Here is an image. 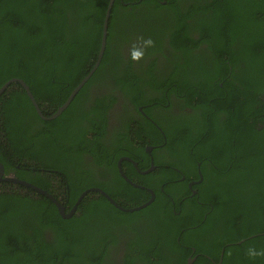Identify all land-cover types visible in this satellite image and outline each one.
I'll return each instance as SVG.
<instances>
[{
  "label": "trees",
  "instance_id": "trees-1",
  "mask_svg": "<svg viewBox=\"0 0 264 264\" xmlns=\"http://www.w3.org/2000/svg\"><path fill=\"white\" fill-rule=\"evenodd\" d=\"M108 2L0 0V88L23 81L48 118L95 67ZM163 51L169 68L157 77ZM131 57L149 59L147 68L132 73ZM99 83H108L102 87L110 96L93 92ZM117 89L129 101L152 90L159 99L146 101L148 111L166 102L165 92L192 110L191 139L181 123L164 129V147L154 153L163 179H139L155 200L129 213L89 192L62 219L46 197L0 184V264H106L109 250L124 252L122 264L194 257L193 264H264V0H114L98 67L58 117L42 119L19 83L0 96L4 171L50 194L55 181L66 213L93 187L122 208L146 203L150 195L125 183L116 167L123 155L145 156L125 137L127 122L104 140ZM138 127L161 144L150 124ZM197 162L203 180L191 197L187 182L198 179ZM122 168L126 176L133 171L127 162Z\"/></svg>",
  "mask_w": 264,
  "mask_h": 264
},
{
  "label": "flooded vegetation",
  "instance_id": "flooded-vegetation-1",
  "mask_svg": "<svg viewBox=\"0 0 264 264\" xmlns=\"http://www.w3.org/2000/svg\"><path fill=\"white\" fill-rule=\"evenodd\" d=\"M163 54L166 55V51H163L161 54H158L156 59H155V62H156L155 69H156L157 77L159 76V72L163 68L162 66L169 68L167 65H164V63H163ZM130 59H131L132 65H130V66L127 65L126 67H129V69L132 73L140 74L139 70L140 69H146L148 66V63H149V59H147V58H140L139 60H136V57H131ZM102 85H108V83L97 84V86L94 87L93 92L99 93L98 95L102 96V94L105 93V89H104V87H102ZM219 86H221V84H219ZM170 87H171V85L166 86V88H170ZM110 91H111V89L105 93V96H110V93H111ZM151 91L152 90H149V89H146V90L141 89L140 92L136 93V97L133 100L129 101V99L124 95L123 92L119 91L118 89L115 90L113 93V95L115 97V101L111 104L110 108L107 110L106 129H105L106 130V137L104 138L105 142H107L109 144L110 141L112 140V138L115 136L114 134L117 133L118 131H120L119 130L120 126L122 125V128H124V125L127 122V130L125 131V137L130 142L132 141L133 144L135 143L134 147H143L145 156L134 155L135 159H132L129 156L123 155L122 157H120L117 160L116 167L118 169L119 175L121 176L122 180L125 183L129 184L133 188H137V189H141L142 191H146L150 195V198H151V193L149 192V190L150 191H152V190L150 189V187L142 185L141 180L139 182V179L141 177L150 175L151 173L153 175H155L158 180L163 179V177L160 175V172H156L160 166H158L154 161V153H156L157 149L164 147V144L166 141V138L164 135V129L166 128L167 125H172L173 123L183 124L185 127H184V130L182 131V134L186 137L185 138V141H186L187 139H191L193 137L194 134H191V133H193V131L197 127L195 125V121L192 120V117H193L192 110L190 108H188L184 103L180 102L179 99H175L172 96L167 97V92H165L166 98H167L166 102L163 104V103H159V100H158V104H160V107L157 109H154L153 111H148V109L152 105L146 104V101H150L151 99H153V100L159 99V96L156 97V95H154V93ZM141 94H143V97L140 96ZM91 96H93V93H91ZM150 96H152V97H150ZM53 114H54V112L52 111L51 115H53ZM193 114H194V112H193ZM199 116H201V113H199ZM225 118H226L225 114H220V115H218L217 120L223 121ZM146 124H150L151 127H154L160 133L161 144H157V145L151 144L150 141L143 135L144 133L139 129L138 126H140V125L146 126ZM207 133H208L207 130H205V132H204V134L200 140H203V141L207 140L205 138ZM189 152L192 153V149H190ZM170 158L171 157L167 156L168 162H172ZM86 159L88 160L87 164H89V167L93 170V173H94L95 171L93 169V163H91V160L88 157H86ZM123 162L129 163L133 168V171L130 172L129 176H126L124 173V170L122 168ZM119 164H120V169H121L123 175L125 176V178L120 174ZM199 168H200V163L197 162L195 173H197L198 179L196 180L195 178H191L187 182V188L190 191L191 197H194L197 194V191H195L194 187L197 186L198 184H200L203 180ZM174 170L179 171L177 168H174ZM32 172L36 173V171L34 169H32ZM2 175H3V177H2L3 179L10 178V179L17 181V182L23 181V182H27V183L33 185L32 183H30L28 181L19 180L13 171L5 172L3 169ZM180 176H182L180 178V182L183 183L184 182V176L182 174H180ZM101 177H103V178L101 179L98 176L96 178L98 180L105 181L104 186L107 184H108V186L112 185L110 178L106 174H101ZM126 180H128V182ZM170 181H174V180L171 179ZM3 183H7V182H2L0 184H3ZM174 183H176V182H174ZM10 184H16L18 186V187H15L13 189H18L19 187H22L21 189H19V191H21L22 193H25V194L29 193L28 190H30V189L22 186L19 183L12 182ZM52 184L54 186V188H52V190L54 191V194H51V195H53L58 201H62L64 198V192L62 190H60L59 185L55 181H53ZM23 188H24V190H22ZM8 189H11V188L8 187ZM92 189H100V188L93 187V188H89V189L85 190L84 192H86V194L84 195V197L87 195V193L93 192ZM100 190L103 191L105 194H107L104 190H102V189H100ZM84 192H82V193H84ZM33 193H35V192H33ZM35 194H38V193H35ZM153 194H154V192H153ZM150 198H149V200H150ZM154 200H155V194H154ZM115 204L117 206H119L117 203H115ZM119 207L121 209H119V208H117V209L122 211V212H127L126 210L132 209V208H127V209L122 208L121 206H119ZM71 210H72V208H71ZM71 210H69V212H71ZM138 211H140V210H138ZM138 211H134V212H138ZM69 212L66 213V210H65L66 214H69ZM129 213H133V212H129ZM47 235H48V238H50V232L49 231H48ZM243 241L244 240H242L239 243H242ZM120 244L124 245L125 241L121 242ZM222 253L220 255V258L222 256ZM123 254H124V252H119L118 254H114L113 252H111L109 250L108 251L109 256L107 257V260L105 263L106 264H116V263L122 264ZM191 259H193V262H191L190 264H193L196 258L194 257V258L187 259L186 264Z\"/></svg>",
  "mask_w": 264,
  "mask_h": 264
},
{
  "label": "water",
  "instance_id": "water-1",
  "mask_svg": "<svg viewBox=\"0 0 264 264\" xmlns=\"http://www.w3.org/2000/svg\"><path fill=\"white\" fill-rule=\"evenodd\" d=\"M113 3H114V0H109L108 2V6H107V10H106V13H105V17H104V20H103V27H102V36H101V44H100V50H99V54H98V59H97V62H96V65L95 67L89 72V74L87 76H85V78H83V80L77 85V87L71 92V94L69 95V97L66 99V101L64 102V104L62 106H60L59 108H57V110L54 112L53 115H51L50 117L48 118H45L41 112V109H39V106L37 105V103L35 102L30 90H29V87L21 80L19 79H11L9 80L7 83H5L1 88H0V96L2 95V93L12 84V83H19L22 88L24 89L28 99L30 100L32 106L34 107L36 113L42 118V119H46V120H52V119H55L56 117H58L66 108L67 106H69V104L71 103V101L73 100V98L75 97V95L79 92V90L82 88V86L89 80V77L94 73V71L96 70V68L98 67V63L100 61V59L102 58V55H103V52L105 50V46H106V38H107V29H108V20H109V16H110V11L112 9V6H113ZM119 171H120V174L125 178V176L123 175L121 169H120V164H119ZM3 166L2 164H0V183L2 182H9V183H12V182H16V183H19L21 184L22 186L32 190L33 192L35 193H38L39 195H42L44 197H46L47 199H49L57 208L58 210V213L59 215L63 218V219H70L74 214H75V211H76V207L78 205V203L83 199L84 195L86 194V192L82 193L77 202L74 204V206L72 207V210L71 212H69V214H66L65 213V209L64 207L59 203V201L53 196L51 195L50 193H48L47 191L35 186V185H31L27 182H23V181H20V182H17V181H14L10 178H6V179H3ZM128 182V180H126ZM136 187V186H135ZM93 192H98L100 193L103 197H105L110 204H112L113 206H115L116 208H119L121 209L119 206H117L115 204V202L107 195L105 194L103 191H101L100 189H92ZM149 192L151 193V198L149 201H147L146 203L138 206V207H135V208H132V209H128L126 210L127 212H134V211H138V210H141L143 208H145L146 206H148L153 200H154V194L152 191L149 190ZM191 262H193V259H191L187 264H190Z\"/></svg>",
  "mask_w": 264,
  "mask_h": 264
},
{
  "label": "clouds",
  "instance_id": "clouds-1",
  "mask_svg": "<svg viewBox=\"0 0 264 264\" xmlns=\"http://www.w3.org/2000/svg\"><path fill=\"white\" fill-rule=\"evenodd\" d=\"M149 43H150V42H149ZM137 55H139V54H137ZM83 198H84V197H83ZM76 202H77V201H76ZM76 202H75V203H76ZM59 203H60V202H59ZM61 205H62V204H61ZM62 206H63V205H62ZM73 206H74V205H73ZM63 207H64V206H63ZM64 208H65V207H64ZM76 208H77V207H76ZM70 210H71V209H70ZM75 213H76V211H75Z\"/></svg>",
  "mask_w": 264,
  "mask_h": 264
}]
</instances>
